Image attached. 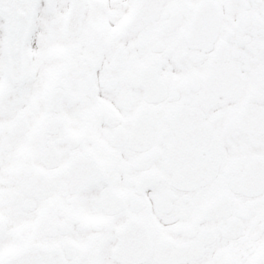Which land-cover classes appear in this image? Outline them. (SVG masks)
Segmentation results:
<instances>
[{
    "label": "snow or ice",
    "instance_id": "obj_1",
    "mask_svg": "<svg viewBox=\"0 0 264 264\" xmlns=\"http://www.w3.org/2000/svg\"><path fill=\"white\" fill-rule=\"evenodd\" d=\"M0 264H264V0H0Z\"/></svg>",
    "mask_w": 264,
    "mask_h": 264
}]
</instances>
